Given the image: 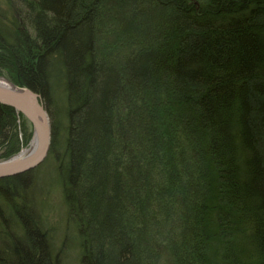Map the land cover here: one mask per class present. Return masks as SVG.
I'll use <instances>...</instances> for the list:
<instances>
[{"label":"trees","instance_id":"1","mask_svg":"<svg viewBox=\"0 0 264 264\" xmlns=\"http://www.w3.org/2000/svg\"><path fill=\"white\" fill-rule=\"evenodd\" d=\"M2 1L0 76L48 112L80 264H264V0ZM39 168L0 179V264H63Z\"/></svg>","mask_w":264,"mask_h":264},{"label":"rangeland","instance_id":"2","mask_svg":"<svg viewBox=\"0 0 264 264\" xmlns=\"http://www.w3.org/2000/svg\"><path fill=\"white\" fill-rule=\"evenodd\" d=\"M1 3H4V1L1 0ZM0 77L15 86H20L7 79L5 76ZM32 134L33 127L30 122L24 117H21V119L17 118L15 135L11 140V145H13L14 150L16 151L19 149L17 153L29 147ZM25 143L26 145H24ZM45 160L38 166L40 168L34 191L35 198L37 197L39 200V205L42 208L44 215L48 216L47 225L51 228L52 248L55 251H58L59 249L63 250L62 263L80 264V238L76 228L73 225H70L66 220V211L63 203L60 182L54 171V166L50 161L45 162Z\"/></svg>","mask_w":264,"mask_h":264},{"label":"water","instance_id":"3","mask_svg":"<svg viewBox=\"0 0 264 264\" xmlns=\"http://www.w3.org/2000/svg\"><path fill=\"white\" fill-rule=\"evenodd\" d=\"M10 85L7 80L0 82V104L12 107L25 116L33 127L35 142L28 154L21 155V150L18 154L0 159V179L37 168L46 159L51 142L49 117L38 96L24 87Z\"/></svg>","mask_w":264,"mask_h":264},{"label":"bare ground","instance_id":"4","mask_svg":"<svg viewBox=\"0 0 264 264\" xmlns=\"http://www.w3.org/2000/svg\"><path fill=\"white\" fill-rule=\"evenodd\" d=\"M4 82L5 80L4 79H0V82ZM8 82V81H7ZM8 85H10V83L8 82ZM11 86V85H10ZM21 86V85H20ZM20 86H18V87H20ZM21 87H24V88H26L25 86H21ZM26 89H28V88H26ZM28 90H30V89H28ZM30 91H32V90H30ZM33 92V91H32ZM34 94H36L37 96H38V100H39V102L41 103V104H43L42 102H41V99H40V96L37 94V93H35V92H33ZM5 106V105H4ZM9 107V106H8ZM10 108H12V107H10ZM14 109V108H13ZM15 110V109H14ZM15 113L17 114V117L19 118V119H21V117H24L25 118V116L22 114V113H20V112H17L16 110H15ZM26 119V118H25ZM27 120V119H26ZM49 121H50V119H49ZM50 130H51V127H50ZM34 142H35V138H34V136H33V134H32V139H31V141H30V143H29V147L28 148H26V149H23L22 150V152H21V155H25V154H28L29 152H30V149L32 150V147H33V144H34ZM18 154V153H17ZM3 159V158H2Z\"/></svg>","mask_w":264,"mask_h":264}]
</instances>
